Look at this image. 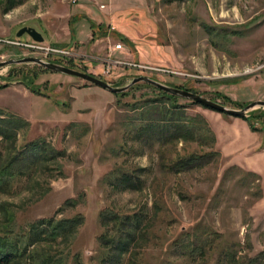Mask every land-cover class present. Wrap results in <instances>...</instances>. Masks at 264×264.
I'll return each instance as SVG.
<instances>
[{
    "label": "rangeland",
    "instance_id": "obj_1",
    "mask_svg": "<svg viewBox=\"0 0 264 264\" xmlns=\"http://www.w3.org/2000/svg\"><path fill=\"white\" fill-rule=\"evenodd\" d=\"M22 26L39 31L42 46L67 53L46 55L20 45L33 42L27 34L16 37ZM117 42L122 48L110 51ZM25 56H46L118 86L147 75L239 109L264 100V0H0V61ZM11 66L0 67V84L26 74L34 77L36 93H42H33L23 83L0 90V109L30 123L19 137V147L41 138L61 156L0 193V223L11 228L12 237H23L40 219L83 216L70 244L33 245L29 252L36 248L41 254L60 255L65 264H104L109 250L99 238L116 229L112 213L138 214L152 220V226L120 264H196L175 245L188 231L214 236L210 264L227 250L232 264H251L257 256V264H262L264 176L258 174L255 180L245 175L250 170L244 165L250 160L264 168V162L248 150L245 156L240 144L230 146L239 138L246 141L244 134L249 132L264 136V107L247 113L254 127L249 131L242 118L179 98L188 115L206 119L216 136L214 149L222 156L203 168L174 174L163 170L158 152L129 139L133 126L127 121L137 115L132 105L156 96L153 88L138 82L116 96L37 64H18L10 71ZM182 145L178 142L171 153L183 152ZM184 145L187 151L208 150ZM232 165L242 171L235 169L224 177ZM117 169L135 171L143 181L140 188L109 184L107 174ZM67 199L77 203L65 205Z\"/></svg>",
    "mask_w": 264,
    "mask_h": 264
},
{
    "label": "trees",
    "instance_id": "obj_2",
    "mask_svg": "<svg viewBox=\"0 0 264 264\" xmlns=\"http://www.w3.org/2000/svg\"><path fill=\"white\" fill-rule=\"evenodd\" d=\"M101 26L100 23L91 27L92 30H95V27L100 28ZM121 38L124 39L125 37L121 35ZM11 67L10 71L17 66L13 65ZM42 69L48 70L43 67ZM23 78L16 80L4 79L5 82L0 84V90L12 83H23L29 88L32 87L33 93L42 95V93H36L33 89L34 77L30 79L28 75L24 74ZM142 83L153 88L157 94L143 100L139 105H132V108L137 111V115L127 121L133 126L129 131L130 140L137 142L140 147L158 152L163 160V170L168 173L177 174L200 169L221 158V152L214 149L216 143L215 133L203 116L199 114L188 115L185 112V105L177 102L181 97L168 94L148 83ZM113 85L118 86L117 84ZM167 85L181 88V86ZM186 90L194 92L188 88ZM125 94L126 91L114 95L123 96ZM190 102L197 104L193 101ZM221 114L227 115L225 113ZM251 117L252 115H247L240 118L245 120L249 128L253 130ZM29 126L28 120L12 113L6 114L0 109V193L8 192L21 176L38 171L42 165L61 156L59 151L53 149L41 138L28 141L19 147V137L27 133ZM178 142L183 143V152L178 151L174 155L170 150L173 147L175 148ZM186 143H194L200 147L206 146L208 150L187 151L184 145ZM164 156L166 159H164ZM235 169L242 171L239 166L232 165L227 169L229 171H225L224 177L227 176L228 172L231 173ZM140 170L145 171V169ZM244 173L245 175L251 174L255 177V180L260 178L258 174L252 171H244ZM107 176L109 184L113 187L118 188L121 186L129 190L139 189L142 181L141 177L137 176L135 171L132 170L117 169L109 172ZM76 203L75 199H67L64 202L65 205L70 206H75ZM154 207L156 209L159 207L158 202L154 203ZM110 220L116 225L113 234L102 233L99 238L101 243L106 246V250H109V254L105 256L107 261L104 264H120L123 262L124 256L131 253V247H135L139 243V239L148 233L149 228L152 226V220L146 221L138 214L123 216L118 213H112ZM82 223L83 216L80 213L58 220L54 217L43 218L31 223L28 232L23 237L18 235L12 237L11 228L5 223H0V264H65L60 255L41 254L36 248L29 252L28 247L42 244L53 245L61 242L70 244L72 237ZM213 240L214 236L208 231L206 236L197 231H188L183 233L182 239L177 240L175 245L178 248L177 250L184 253L196 264H210V253L214 249ZM261 254L263 255L261 257L263 259L262 264H264V252ZM259 260L260 257L257 256L252 258L250 262L251 264H257ZM224 263H235L230 250L223 252L222 259L217 258L213 264Z\"/></svg>",
    "mask_w": 264,
    "mask_h": 264
},
{
    "label": "water",
    "instance_id": "obj_3",
    "mask_svg": "<svg viewBox=\"0 0 264 264\" xmlns=\"http://www.w3.org/2000/svg\"><path fill=\"white\" fill-rule=\"evenodd\" d=\"M15 34L17 38H20L22 35L27 34L35 42L42 43L44 41L43 35L31 26H22L16 31ZM23 63L37 64L50 71L84 80L90 84L106 89L113 94L124 92L138 82H145L150 85H153L154 87L168 94L175 95L183 99L193 101L197 103L198 105H201L207 109H211L218 113H225L233 117H239V118L244 117V116H247V113L249 111L259 108V107H264V100H254V101L247 103L242 108H239V109L232 108L222 103H219L217 101H214L212 99H209L201 94H198V93L186 90V89L169 86L147 75H139V76L133 77L128 83L122 86H114L111 83L93 74H90V73H87L81 70H77V69L62 65V64L54 63L53 61L49 59H44L41 57L25 56V57H21L18 59H8L5 61H0V67L9 66V65H18V64H23Z\"/></svg>",
    "mask_w": 264,
    "mask_h": 264
},
{
    "label": "crops",
    "instance_id": "obj_4",
    "mask_svg": "<svg viewBox=\"0 0 264 264\" xmlns=\"http://www.w3.org/2000/svg\"><path fill=\"white\" fill-rule=\"evenodd\" d=\"M248 127H249L248 125L245 126L246 129ZM248 130H249V128H248ZM244 139L246 141H243V138H241V139L239 138V140H236L235 143L232 146H230V149L233 147H236L238 144H240L241 147L242 146L244 147V152H245L244 155L245 156L249 155V153L247 152V150H248L250 153H257V156H259L260 159H262V161L264 162V136L254 135L253 133L249 132V134H244ZM242 143H244V145ZM247 161L248 162H246V165H244V164L240 163V161L238 160V162L240 164L244 165L248 170H250L256 174H259V175L262 174L264 176V168H260L258 162L257 163H255V162L251 163V162H249L250 160H247Z\"/></svg>",
    "mask_w": 264,
    "mask_h": 264
},
{
    "label": "built area",
    "instance_id": "obj_5",
    "mask_svg": "<svg viewBox=\"0 0 264 264\" xmlns=\"http://www.w3.org/2000/svg\"><path fill=\"white\" fill-rule=\"evenodd\" d=\"M20 45L22 46H25L27 48H30V49H41V50H44L45 54H66L67 51L65 50H61V49H57V48H53V47H49V46H42V43H38V42H35V41H30L28 43H20ZM122 48V44L121 42H117L116 44L112 45L109 47V50L112 51V50H119ZM41 58H44V59H48L46 58V56L44 57H41ZM50 60V59H49ZM111 62H113L114 64H127V65H132L136 68H140V69H145V70H148V69H151V70H155V71H164L162 69H155L153 67H150V66H145V65H139L137 63H127V62H124V61H119V60H112Z\"/></svg>",
    "mask_w": 264,
    "mask_h": 264
}]
</instances>
